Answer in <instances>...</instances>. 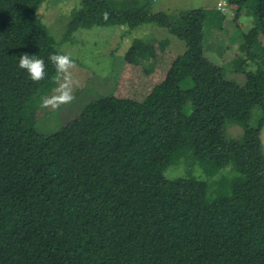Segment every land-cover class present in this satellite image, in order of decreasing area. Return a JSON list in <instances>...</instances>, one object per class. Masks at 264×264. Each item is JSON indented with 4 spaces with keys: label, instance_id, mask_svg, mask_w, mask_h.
Here are the masks:
<instances>
[{
    "label": "trees",
    "instance_id": "obj_1",
    "mask_svg": "<svg viewBox=\"0 0 264 264\" xmlns=\"http://www.w3.org/2000/svg\"><path fill=\"white\" fill-rule=\"evenodd\" d=\"M46 1L0 0V264H264V54L256 47L264 0L254 6L257 26L242 35L246 59L229 71L204 54V28L220 30L217 14L171 18L149 14L147 0H79L65 41L79 29L154 24L185 50L142 100L99 96L44 136L24 111L61 71L50 57L65 56L37 17ZM22 53L44 60L43 79L18 67ZM154 55L133 40L124 60L148 75ZM229 122L242 128L239 138L226 137ZM186 148L217 170L232 167L238 178L227 195L210 200L206 182L164 177Z\"/></svg>",
    "mask_w": 264,
    "mask_h": 264
},
{
    "label": "rangeland",
    "instance_id": "obj_2",
    "mask_svg": "<svg viewBox=\"0 0 264 264\" xmlns=\"http://www.w3.org/2000/svg\"><path fill=\"white\" fill-rule=\"evenodd\" d=\"M238 1L241 4L232 5L228 0H147V11L149 14L164 13L171 18L195 10L219 15L220 30L210 21L205 25L204 54L210 62L229 71L238 68L239 62L246 59L239 50L243 45L242 35L257 26L253 13L256 0ZM218 3L225 5L224 12L218 11ZM78 7L79 0H47L37 12V17L54 39L57 50L70 61L69 66L39 90L25 108L24 123L44 136L70 123L99 96L142 100L163 80L174 58L185 50L182 42L154 24H143L133 30L122 26L79 29L69 41H65L63 35L70 15ZM133 40L145 41L155 51L154 66L148 75L145 69L125 63V53ZM256 47L263 55V38L257 40ZM246 65V70H256L253 63L247 61ZM233 78L239 84L244 81L242 76ZM62 85L71 90L72 99L68 102L56 100ZM259 115L260 112L254 110L253 118L257 119ZM241 134L240 126L231 122L226 124L227 138L236 139ZM260 141L264 158V126ZM164 177L167 180L196 178L204 181L208 185L207 198L212 200L227 195L238 175L232 167L217 170L210 163L193 159L192 150L186 148L174 154Z\"/></svg>",
    "mask_w": 264,
    "mask_h": 264
},
{
    "label": "clouds",
    "instance_id": "obj_3",
    "mask_svg": "<svg viewBox=\"0 0 264 264\" xmlns=\"http://www.w3.org/2000/svg\"><path fill=\"white\" fill-rule=\"evenodd\" d=\"M50 60L55 63L56 67L61 71L65 70L70 64L67 56L52 55ZM18 67L25 70L29 78L33 81H39L46 75L44 60L39 58L38 55H29L27 53L20 54L18 58ZM59 91H61V94L56 97L58 102H68L72 99L71 90L67 88L66 85H62Z\"/></svg>",
    "mask_w": 264,
    "mask_h": 264
},
{
    "label": "built area",
    "instance_id": "obj_4",
    "mask_svg": "<svg viewBox=\"0 0 264 264\" xmlns=\"http://www.w3.org/2000/svg\"><path fill=\"white\" fill-rule=\"evenodd\" d=\"M217 9L220 12H224L225 11V5L224 4H221V3H218Z\"/></svg>",
    "mask_w": 264,
    "mask_h": 264
}]
</instances>
